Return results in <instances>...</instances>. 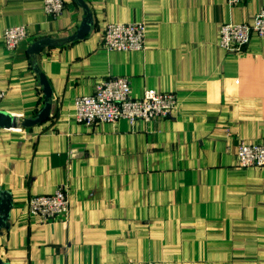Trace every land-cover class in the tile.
Returning <instances> with one entry per match:
<instances>
[{
  "label": "crops",
  "instance_id": "obj_1",
  "mask_svg": "<svg viewBox=\"0 0 264 264\" xmlns=\"http://www.w3.org/2000/svg\"><path fill=\"white\" fill-rule=\"evenodd\" d=\"M0 0V110L35 118L53 91L51 117L25 131L0 129V187L11 192L9 264H264V168H241L239 144H264V38L241 55L220 44L228 23L253 24L264 0ZM86 12L91 30L70 41ZM141 52L102 46L108 23H143ZM31 39L9 51V27ZM50 38L35 56L34 42ZM135 97L174 93L173 118L78 123L75 100L110 77ZM69 189L67 219H28L27 202Z\"/></svg>",
  "mask_w": 264,
  "mask_h": 264
},
{
  "label": "built area",
  "instance_id": "obj_2",
  "mask_svg": "<svg viewBox=\"0 0 264 264\" xmlns=\"http://www.w3.org/2000/svg\"><path fill=\"white\" fill-rule=\"evenodd\" d=\"M246 0H228L239 4ZM64 0H44V11L58 18L65 10ZM6 48L13 52L25 41L31 39L26 26L9 27L4 31ZM264 38V7L256 15L253 24L228 23L220 29V46L228 53L241 55L250 45L252 36ZM102 46L108 51L141 52L146 47V25L143 23H108L103 33ZM6 93L0 88V107ZM179 105L174 93L146 90L142 97H135L129 77H110L96 84L94 93L75 100L74 119L86 127L100 123H116L122 120L135 126L141 122L173 118ZM25 131V130H17ZM237 163L241 168H264V144H239ZM28 219L52 222L67 219L70 212L69 189L60 186L52 195L32 197L27 202ZM129 264H136L130 262ZM143 264V263H137ZM157 264V263H146Z\"/></svg>",
  "mask_w": 264,
  "mask_h": 264
},
{
  "label": "water",
  "instance_id": "obj_3",
  "mask_svg": "<svg viewBox=\"0 0 264 264\" xmlns=\"http://www.w3.org/2000/svg\"><path fill=\"white\" fill-rule=\"evenodd\" d=\"M91 15L86 12V17L84 18L80 28L75 33L74 36L70 38V41L75 40H82L86 36H88V33L91 30ZM54 43V40L50 38L41 39L36 42L29 48V54L32 56L39 54L42 49L45 46H50ZM39 77L41 85L44 89V95H45V106L44 108L38 113V115L35 118H21L16 115H13L7 111L0 110V129L5 130H26L31 129L33 127L41 125L45 123L49 118L51 117V111H52V97H53V91L51 89V86L47 80V77L43 72H41L39 69L36 70ZM13 196L11 192L4 191L0 187V231L3 229H10V223L9 220L11 218V213L13 208ZM0 264H9L5 261H3L0 257Z\"/></svg>",
  "mask_w": 264,
  "mask_h": 264
},
{
  "label": "trees",
  "instance_id": "obj_4",
  "mask_svg": "<svg viewBox=\"0 0 264 264\" xmlns=\"http://www.w3.org/2000/svg\"><path fill=\"white\" fill-rule=\"evenodd\" d=\"M65 5H66V3H65Z\"/></svg>",
  "mask_w": 264,
  "mask_h": 264
}]
</instances>
